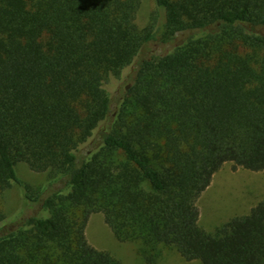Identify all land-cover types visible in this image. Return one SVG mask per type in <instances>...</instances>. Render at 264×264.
<instances>
[{
	"label": "trees",
	"instance_id": "16d2710c",
	"mask_svg": "<svg viewBox=\"0 0 264 264\" xmlns=\"http://www.w3.org/2000/svg\"><path fill=\"white\" fill-rule=\"evenodd\" d=\"M151 1L140 26L141 0H0V199L34 207H0V264H123L92 212L144 264H264V198L212 230L197 205L225 163L264 170V0Z\"/></svg>",
	"mask_w": 264,
	"mask_h": 264
},
{
	"label": "rangeland",
	"instance_id": "374dc122",
	"mask_svg": "<svg viewBox=\"0 0 264 264\" xmlns=\"http://www.w3.org/2000/svg\"><path fill=\"white\" fill-rule=\"evenodd\" d=\"M152 8L151 0H141L137 11L136 21L143 26L148 20ZM125 69L124 74H128ZM122 77L113 79L106 85L115 102L121 96L128 81ZM17 174L24 182L36 186L45 179V174L31 170L27 164H16ZM264 198V170L250 171L242 167H232L225 163L213 176L208 188L199 196V225L207 230H212L217 225L230 217L246 213L257 201ZM0 207L8 218L15 212L31 213L34 207L23 196L21 188L12 185L4 192L0 199ZM86 240L93 247L108 251L120 259L123 264H144L139 257L136 246L131 242L119 241L105 223L100 212L90 213L85 229ZM157 264H201L197 260L186 261L176 251L166 250L162 259Z\"/></svg>",
	"mask_w": 264,
	"mask_h": 264
}]
</instances>
